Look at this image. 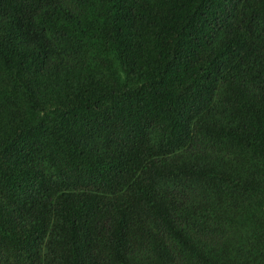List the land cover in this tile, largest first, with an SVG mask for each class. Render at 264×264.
<instances>
[{
  "label": "trees",
  "instance_id": "1",
  "mask_svg": "<svg viewBox=\"0 0 264 264\" xmlns=\"http://www.w3.org/2000/svg\"><path fill=\"white\" fill-rule=\"evenodd\" d=\"M0 264H264V0H0Z\"/></svg>",
  "mask_w": 264,
  "mask_h": 264
}]
</instances>
